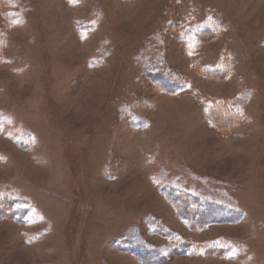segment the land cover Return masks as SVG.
I'll use <instances>...</instances> for the list:
<instances>
[{"label": "rangeland", "instance_id": "rangeland-1", "mask_svg": "<svg viewBox=\"0 0 264 264\" xmlns=\"http://www.w3.org/2000/svg\"><path fill=\"white\" fill-rule=\"evenodd\" d=\"M0 40V197L17 202L0 264H142L115 240L175 234L187 247L159 264H264V0H4ZM159 67L174 92L146 77ZM216 98L242 110L230 131L205 118Z\"/></svg>", "mask_w": 264, "mask_h": 264}, {"label": "trees", "instance_id": "trees-1", "mask_svg": "<svg viewBox=\"0 0 264 264\" xmlns=\"http://www.w3.org/2000/svg\"><path fill=\"white\" fill-rule=\"evenodd\" d=\"M4 0H0L3 2ZM193 32H195L197 41L204 42L208 39H214L217 37L218 32L209 24L199 23L193 27ZM0 40V45H1ZM224 64L219 61L212 67H207L206 74L215 78H225L230 69V63L223 61ZM146 77L150 79L151 82L161 88L167 93L174 92V88L177 85V80L174 76L166 70V67H159L154 70H149L146 72ZM242 110L232 103L226 100V98H216L211 101V104L205 108V118L206 120L215 128L221 129L223 131H230L233 124L239 120ZM162 191L164 192L166 198L171 201L176 210L178 211L181 218L187 223L190 228H200L207 222L208 211L210 208L204 202H202L199 197L191 192L184 191L182 189L162 186ZM16 199H5L0 197V217L11 218L16 208ZM14 208V209H13ZM154 229L159 228L158 223L153 224ZM162 228V227H161ZM168 232L173 233L168 230ZM175 234V233H174ZM175 239H170L168 244L163 248L147 245L143 242L134 241L132 245H120L119 239L115 240L119 250L130 251L131 254L139 257L142 264H159L169 258L170 254H180L183 249L187 247V243L177 234L174 235ZM207 253L213 252L215 249L210 246L206 248ZM217 252H221V249L216 247Z\"/></svg>", "mask_w": 264, "mask_h": 264}]
</instances>
